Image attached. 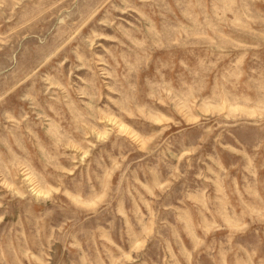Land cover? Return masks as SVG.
<instances>
[{"label": "rangeland", "instance_id": "obj_1", "mask_svg": "<svg viewBox=\"0 0 264 264\" xmlns=\"http://www.w3.org/2000/svg\"><path fill=\"white\" fill-rule=\"evenodd\" d=\"M0 264H264V0H0Z\"/></svg>", "mask_w": 264, "mask_h": 264}]
</instances>
